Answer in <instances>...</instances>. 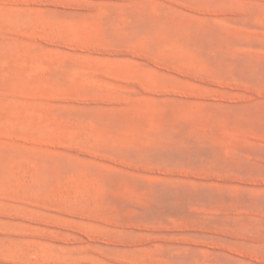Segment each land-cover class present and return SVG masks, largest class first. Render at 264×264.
Wrapping results in <instances>:
<instances>
[{
    "label": "rangeland",
    "instance_id": "obj_1",
    "mask_svg": "<svg viewBox=\"0 0 264 264\" xmlns=\"http://www.w3.org/2000/svg\"><path fill=\"white\" fill-rule=\"evenodd\" d=\"M0 264H264V0H0Z\"/></svg>",
    "mask_w": 264,
    "mask_h": 264
},
{
    "label": "bare ground",
    "instance_id": "obj_2",
    "mask_svg": "<svg viewBox=\"0 0 264 264\" xmlns=\"http://www.w3.org/2000/svg\"><path fill=\"white\" fill-rule=\"evenodd\" d=\"M4 243V242H3Z\"/></svg>",
    "mask_w": 264,
    "mask_h": 264
}]
</instances>
